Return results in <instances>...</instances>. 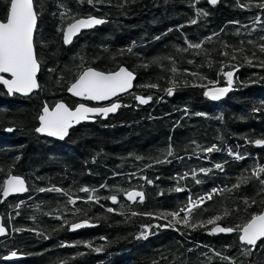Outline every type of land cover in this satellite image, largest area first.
I'll return each instance as SVG.
<instances>
[{"label": "trees", "instance_id": "obj_1", "mask_svg": "<svg viewBox=\"0 0 264 264\" xmlns=\"http://www.w3.org/2000/svg\"><path fill=\"white\" fill-rule=\"evenodd\" d=\"M5 2L0 0V13ZM90 6L106 23L64 46L61 29L69 19L62 21L60 13L67 10L70 16L84 15ZM34 7L39 12L34 38L41 63L39 89L28 97L10 98L0 85V184L10 173L23 176L28 184L23 196L3 200L0 195V213L8 229V235L0 239V264H264V240L250 255H243L250 247L239 242L236 232L212 235L204 229L191 231L177 225L176 229L153 228L147 239H136L142 224L166 221L147 216L129 219L131 212L178 211L190 196L231 187L246 169L264 165V147L246 143V139H264V68L258 66L264 54L257 47L264 43V9L240 8L237 0H218L216 5L207 0H34ZM197 9L208 15L198 17ZM257 16L261 18L258 22ZM192 19L197 23L191 24ZM213 33L219 35L205 40ZM186 40L203 41L202 48L177 51L187 48ZM133 44L136 55L119 54ZM241 48L242 53H234ZM224 52L228 55L221 54ZM245 56L252 59V65L245 62ZM154 58L158 63H151ZM121 65L135 73L136 82L131 91L116 99L122 107L115 114L79 124L62 142L35 132L42 106L66 100L64 88L79 69L93 66L108 72ZM222 65L223 71L239 65L234 74L236 91L213 101L194 85H207L209 80L225 85ZM170 81L176 83L171 96L164 91L172 86ZM149 84L158 87H144ZM137 95L152 99L139 104L134 99ZM254 108L261 110L253 112ZM212 144L221 151L207 154L196 147ZM169 145L173 155L167 157L168 162L155 164V159L165 158ZM229 149L245 159L234 160ZM138 156L143 159L137 160ZM218 163L223 171L213 167ZM199 168L212 171L197 172L195 179L191 175L177 179ZM196 179L202 183L197 184ZM54 186L80 199L75 205L68 204L67 196L47 191ZM83 187L97 189L99 203L87 202L88 193L79 191ZM117 187L136 188L145 193V199L130 203L122 192H116ZM177 187L184 190L175 191ZM260 187L252 179L231 194L216 195L197 209L194 219L210 218L228 207L232 214L222 226L242 224L252 212L261 210L264 194L258 195ZM113 194L119 203L104 199ZM245 198L257 203L245 210ZM108 207L117 212L107 213ZM65 219L70 223L64 224ZM84 219L95 226L69 231L71 223ZM17 228L36 231H14ZM96 247L103 251H94ZM11 251L25 257L2 260Z\"/></svg>", "mask_w": 264, "mask_h": 264}, {"label": "snow or ice", "instance_id": "obj_2", "mask_svg": "<svg viewBox=\"0 0 264 264\" xmlns=\"http://www.w3.org/2000/svg\"><path fill=\"white\" fill-rule=\"evenodd\" d=\"M88 3H93V0H87ZM199 2V0H197ZM211 5H216L218 0H207ZM195 7V5H192ZM237 6L240 8L246 7H257L264 9V0H249L247 4H241L237 0ZM196 15L207 16L208 13L203 9H197ZM39 12L34 7V0H6L4 9L0 13V85L7 90V95H15L17 93L27 95L31 93L34 89L38 88L37 83V73L40 69V62L35 51L34 46V32L37 28ZM61 20L69 19L70 22L67 26L62 28V39L63 44L68 45L73 41V38L81 33L82 30L92 29L97 25L106 23L103 18H97L95 16L87 17H76L70 16L67 10L60 13ZM260 17H256V21H260ZM191 24H196L197 20H190ZM232 23H239L238 21H233ZM218 33H213L211 36L205 38V40L211 41L213 37L218 36ZM264 41V36L261 37ZM187 48H177L179 52H187L189 50H200L202 48L203 41L200 43H191L185 41ZM249 43H253L249 41ZM135 45L128 46L127 48L120 50V55L134 53ZM227 47V45H225ZM259 52L264 54V43L257 45ZM236 51L243 52V49H234ZM222 55H228L227 52L221 53ZM255 56V54H253ZM167 59L172 60V57H167ZM232 59H236V55L232 56ZM247 64L252 65L253 61L248 56L244 57ZM151 63H158V58H154ZM192 63V61H189ZM143 67H148V64L142 65ZM211 66V65H209ZM259 67L264 68V60H260ZM239 65L234 66L232 71H223V65L221 66V71L226 80V86L220 87L218 81L209 80L207 85H194L199 86L204 89L203 95L213 101L220 100L234 87V74L238 71ZM50 71H55V69H50ZM187 71V70H185ZM172 72H177L175 67V62L173 61ZM8 74L10 78H6L5 75ZM191 75L198 77L201 80L207 79L205 76H201L198 73H191ZM135 75L128 68L123 65L118 67L116 71L103 72L97 71L92 67H83L78 75L75 77L74 81L67 87V91L75 97H82L90 101H106L113 97H118L119 94L127 93L129 89L133 87V80ZM59 82V81H58ZM172 86L164 89L167 95H173L174 88L176 87L175 81H170ZM144 87L156 88L158 85L149 84L144 85ZM134 99L139 102V104H147L152 97L135 96ZM122 105L119 102L110 103L106 107H89L84 103H79L75 108H70L64 102L60 101L55 104L54 107H50L45 104L41 114L38 117L39 126L35 128L36 133L47 134L50 137H57L63 140L69 133V129L74 125L80 124L84 121L92 120L94 117H107L110 113H115ZM264 107V105H262ZM260 108H254L253 112L260 111ZM12 131V129H8ZM220 139V138H218ZM195 143V142H193ZM246 143H252L256 146L264 147V139H256L254 141L247 140ZM201 152L211 154L213 152L221 151V148L216 144L211 146L202 147L196 145ZM229 155L232 156L234 160H243L244 156L240 155L238 152H233L231 149L228 150ZM173 155V148L171 145L165 150L164 159H155V164L167 163V157ZM137 160L143 159L142 157H136ZM151 165H146L150 167ZM215 169L223 171L224 166L222 164H215L213 166ZM212 171L209 168H199L193 169L190 173L186 172L183 176L177 177L178 180H183L189 175L196 178L197 172L208 174ZM250 174H246L249 173ZM264 165L256 164L250 170L246 169L240 176L237 177V182L232 184L231 187L224 186L222 188H213L210 192L198 197H189L187 204L180 208L178 211H160L158 213L146 212L138 213L131 212L129 219L135 216H147L149 218L164 220V224H142L141 231L136 236V239H147L151 234V229L153 228H173L176 229L177 225H181L185 229L196 231L198 229L207 230L209 234L217 233H238V239L241 243L249 246H257L258 242L264 240V200L260 201L261 210L259 212H252L242 224H236L235 226H222L223 221L227 220L232 214V209L228 207L222 208L221 212L211 216L207 219H194V213L197 209H200L206 201H210L216 195L231 194L237 191L242 185L249 183L252 179H257L260 184V192L258 195L264 194ZM133 176L135 173L132 174ZM145 179L146 183L152 184L153 181L148 180L146 177H141ZM197 184L202 183L201 180L196 179ZM101 188H106L108 185H101ZM116 192H122L127 201L131 202H143L145 199V193L143 191L136 190L133 188L131 190H124L122 188H116ZM184 189L177 187L175 191H183ZM28 189L25 186V180L19 176L9 174L8 177L0 184V195L3 197H8L14 193L27 192ZM43 192L46 189H39ZM47 191L61 193L67 196V203L75 205L76 201L80 197L70 194L61 188L52 187L47 189ZM80 192L88 193L87 202L99 203L101 197L96 195L98 191L95 188L83 187L79 189ZM104 199L110 200L113 204L119 203L118 196L116 194L104 197ZM23 203V201L21 202ZM245 205V210L250 208L251 205L256 204L257 201L252 199L249 201L245 198L243 201ZM17 209L20 208V204L15 206ZM206 210V209H205ZM80 209H76V212H80ZM107 213L117 212L116 208L108 207L105 209ZM126 215L125 213H121ZM19 215V213H17ZM59 219V217H57ZM127 222V221H126ZM68 220H64V224H69ZM85 226H90L87 219L82 220L78 223H71L70 230L80 229ZM208 226H211L210 228ZM63 227V225L61 226ZM179 230V229H177ZM16 232L21 231H31L35 232V229H14ZM6 234V228L3 224H0V235ZM46 238V237H45ZM101 239H104L103 237ZM63 246V245H62ZM88 247H92L90 243L87 244ZM96 252L103 251V247H96L93 249ZM252 249L247 248L242 253L243 255H250ZM219 255V253H217ZM17 256V252L13 251L5 259ZM226 260H231L230 257H222ZM63 264V262H62ZM155 264V262H153Z\"/></svg>", "mask_w": 264, "mask_h": 264}, {"label": "flooded vegetation", "instance_id": "obj_3", "mask_svg": "<svg viewBox=\"0 0 264 264\" xmlns=\"http://www.w3.org/2000/svg\"><path fill=\"white\" fill-rule=\"evenodd\" d=\"M96 12H95V10H94V6H90V8H89V10H88V13H86V14H84V15H79V16H76V17H87V16H95V17H98V18H103L105 21H106V18H104V17H102V16H98V15H96L95 14ZM38 18H39V16H38ZM37 22H38V20H37ZM68 22H70V21H68ZM67 22V23H68ZM67 23L64 25V27H66L67 26ZM102 25V24H101ZM101 25H98V26H96V27H94V28H92V29H88V30H84V31H81V33L80 34H78L76 37H74L73 38V41L76 39V38H78L82 33H85V32H87V31H90V30H93V29H95V28H98V27H100ZM63 27V28H64ZM36 31H37V28H36V30H35V35H34V38H35V36H36ZM61 41H62V44H63V39H62V32H61ZM72 41V42H73ZM72 42L70 43V44H72ZM70 44H68V45H64V46H69ZM34 46H35V44H34ZM36 50V49H35ZM36 53H37V51H36ZM40 62V61H39ZM87 67H89V66H87ZM90 67H92V68H95V67H93V66H90ZM40 68H41V63H40ZM95 69H97V70H99L98 68H95ZM116 70V69H115ZM79 71H81V69H79L77 72H76V74L74 75V78L66 85V87L64 88L65 89V93H66V100L65 99H62V100H58V101H62V102H65L66 103V105H68L70 108H75V106L77 105V104H79V103H84V104H86L87 106H89V107H104V106H106V105H108V104H110V103H112V102H114V101H117L116 99H113V100H110V101H108V102H103V103H96V102H94V101H90V100H86V99H84V98H76V97H74L73 95H71V94H69L68 92H67V87L74 81V79H75V77L78 75V72ZM99 71H101V70H99ZM114 71V70H113ZM103 72H106V71H103ZM108 72H110V71H108ZM39 75V74H38ZM7 78H9V76H7V75H5ZM37 80H38V76H37ZM38 83H39V81H38ZM2 86V85H1ZM3 87V86H2ZM4 88V87H3ZM39 89V87L35 90V91H33V92H31L29 95H25V96H21V95H18V94H15V95H12V96H10V95H7L8 97H10V98H15L16 96H18V97H28V96H30L31 94H33L34 92H36L37 90ZM5 90V89H4ZM6 92V91H5ZM7 93V92H6ZM125 94V93H124ZM15 96V97H14ZM118 102V101H117ZM44 106H42V108H43ZM42 108L40 109V112H41V110H42ZM105 119V118H103V117H94V121L93 122H95L97 119ZM82 123H87V122H82ZM82 123H80V124H82ZM79 125V124H78ZM78 125H76V126H78ZM75 126V127H76ZM36 127H38V125L36 126ZM75 127H73V128H71V130L72 129H74ZM70 132V131H69ZM69 135V134H68ZM44 137V136H43ZM68 137V136H67ZM66 137V138H67ZM46 138V137H45ZM65 138V139H66ZM64 139V140H65ZM54 140V139H53ZM63 140V141H64ZM54 141H56V142H62V141H59V140H54ZM11 197H13V196H10V197H8V198H11ZM8 198H6V199H8ZM5 199V200H6ZM69 227V226H68ZM10 253V252H9ZM9 253H7V254H9ZM7 254H5V255H7ZM4 255V256H5Z\"/></svg>", "mask_w": 264, "mask_h": 264}, {"label": "water", "instance_id": "obj_4", "mask_svg": "<svg viewBox=\"0 0 264 264\" xmlns=\"http://www.w3.org/2000/svg\"><path fill=\"white\" fill-rule=\"evenodd\" d=\"M34 35H35V32H34ZM127 68V67H126ZM129 69V68H128ZM97 70V69H96ZM130 70V69H129ZM97 71H99V70H97ZM131 71V70H130ZM39 72V71H38ZM133 72V71H132ZM134 73V72H133ZM38 74V73H37ZM3 75H7V76H9L8 74H3ZM134 75H135V73H134ZM7 78V77H6ZM9 78H10V76H9ZM135 78H136V75H135ZM135 80V79H134ZM133 80V81H134ZM3 86V85H2ZM224 86H226V85H223V86H220V87H224ZM134 88V86L131 88V89H129V91H131L132 89ZM5 89V88H4ZM37 89V88H36ZM36 89H34V90H36ZM6 90V89H5ZM33 90V91H34ZM7 91V90H6ZM236 91V88L235 87H233V89L231 90V91H229L224 97H222L220 100H216V101H221V100H223V99H225L229 94H232V93H234ZM68 92V91H67ZM69 93V92H68ZM19 94V93H18ZM69 94H71V93H69ZM122 94H124V93H122ZM122 94H119V96L120 95H122ZM20 95H23V94H20ZM27 95H29V94H27ZM72 95V94H71ZM75 97V96H74ZM76 98H82V97H76ZM116 97H113V98H111L110 100H113V99H115ZM110 100H106V101H94V102H96V103H103V102H108V101H110ZM57 102H60V101H57ZM57 102H55V104L57 103ZM116 102V101H115ZM65 103V102H64ZM55 104L52 106V107H54L55 106ZM66 104V103H65ZM109 105V104H108ZM108 105H106V106H108ZM106 106H104V107H106ZM43 109V108H42ZM118 111V110H117ZM116 111V112H117ZM41 112H42V110H41ZM41 112H40V114H41ZM115 112V113H116ZM115 113H110L109 115H111V114H115ZM39 114V115H40ZM39 117V116H38ZM103 118H105V117H103ZM94 121V118L92 119V120H89V121H84V122H93ZM82 123V122H81ZM78 125V124H77ZM38 126H39V120H38ZM76 125H74L73 127H75ZM73 127H71V128H73ZM71 128L69 129V131L71 130ZM40 135H42V136H44V137H46V138H48V139H54V140H59V141H63V140H61V139H59V138H57V137H50V136H48L47 134H42V133H39ZM69 134V133H68ZM13 175V174H12ZM15 176H19V177H21V178H23L22 176H20V175H15ZM24 179V178H23ZM25 180V179H24ZM25 186L27 187V189H28V186H27V182H26V180H25ZM24 194H26V192H23V193H14V194H11V195H9L8 197H10V196H23ZM1 197H2V199L3 200H5L6 198H8V197H3L2 195H1ZM130 203H133V202H131V201H129ZM2 222H3V220H2V216H1V214H0V224H2ZM81 222V221H80ZM78 223V222H77ZM89 225L90 226H85V227H93L94 225H92V224H90L89 223ZM5 227V226H4ZM85 227H82V228H85ZM6 228V227H5ZM82 228H80V229H82ZM77 230H79V229H76V230H74V231H77ZM71 231H73V230H71ZM6 233H7V230H6ZM234 233V232H233ZM217 234H222V235H226V234H232V233H217ZM2 236H4V235H0V237H2ZM241 243V242H240ZM241 244H243V243H241ZM245 245V244H244ZM246 246H249V245H246ZM252 250L256 247H253V246H249ZM10 255V254H9ZM8 255V256H9ZM7 256V257H8ZM25 256L24 255H18L17 254V256H15V257H11V258H9V259H5V260H19V259H23Z\"/></svg>", "mask_w": 264, "mask_h": 264}, {"label": "bare ground", "instance_id": "obj_5", "mask_svg": "<svg viewBox=\"0 0 264 264\" xmlns=\"http://www.w3.org/2000/svg\"><path fill=\"white\" fill-rule=\"evenodd\" d=\"M98 18V17H97ZM98 26V25H97ZM96 27V26H95ZM88 30V29H87ZM82 31H84V30H82ZM124 66V65H123ZM124 67H126V66H124ZM116 70H118V68L116 69ZM116 70H114V71H116ZM39 72H40V69H39ZM39 72H38V74H39ZM38 74H37V76H38ZM135 82H136V80H134L133 81V86H134V84H135ZM37 83H38V80H37ZM38 85H39V83H38ZM6 91V90H5ZM35 91V90H34ZM7 92V91H6ZM33 92V91H32ZM18 94V93H17ZM30 94V93H29ZM18 95H20V94H18ZM21 96H25V95H21ZM7 132H10V131H8V129L6 130ZM10 174H12V173H10ZM9 175V174H8ZM13 175H15V174H13ZM8 177V176H7ZM6 177V178H7ZM5 178V179H6ZM12 252V251H11Z\"/></svg>", "mask_w": 264, "mask_h": 264}]
</instances>
